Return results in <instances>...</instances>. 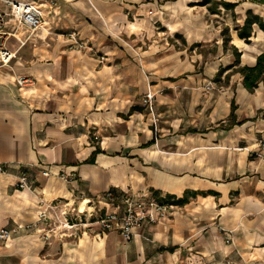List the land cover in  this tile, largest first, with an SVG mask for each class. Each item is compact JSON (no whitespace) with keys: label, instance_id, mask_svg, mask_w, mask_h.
I'll return each instance as SVG.
<instances>
[{"label":"crops","instance_id":"obj_1","mask_svg":"<svg viewBox=\"0 0 264 264\" xmlns=\"http://www.w3.org/2000/svg\"><path fill=\"white\" fill-rule=\"evenodd\" d=\"M56 1L0 61V229H13L0 264H264V80L250 89L240 70L264 52V30L239 35L264 2ZM108 190L177 212L131 240L61 227L112 211Z\"/></svg>","mask_w":264,"mask_h":264},{"label":"built area","instance_id":"obj_2","mask_svg":"<svg viewBox=\"0 0 264 264\" xmlns=\"http://www.w3.org/2000/svg\"><path fill=\"white\" fill-rule=\"evenodd\" d=\"M173 1V0H171ZM56 0H0V61L1 65H11V61L16 56V51L12 50L8 41L15 37L21 45L26 44L43 29L47 22L44 16V7H55ZM26 30V35L22 34V30ZM76 41L75 44L85 45L83 41L77 39L76 32L71 34ZM20 84L30 82L29 77H19ZM154 94L149 91L145 96V103L149 104L153 111ZM264 145V141H262ZM44 175H49V169L43 170ZM18 187L32 189L33 184L26 177L17 183ZM103 199L111 202L114 209L112 211L97 212L94 207L93 211L81 217L75 215L78 220L71 221L66 217V227L73 228L75 225L98 224L102 229L118 230L125 240H131L139 235L138 229L145 224L150 226L156 225L158 222L171 218L177 212V205L174 200H166L160 196L151 193H133L131 191L113 190L106 191ZM53 207V204L49 208ZM101 211V210H100ZM68 214L67 212H63ZM40 220L46 222L49 219L47 210L40 212ZM84 216V217H83ZM88 216V217H87ZM51 230V229H50ZM13 234L11 228L0 229V240H8ZM227 264L230 261L227 260Z\"/></svg>","mask_w":264,"mask_h":264},{"label":"trees","instance_id":"obj_3","mask_svg":"<svg viewBox=\"0 0 264 264\" xmlns=\"http://www.w3.org/2000/svg\"><path fill=\"white\" fill-rule=\"evenodd\" d=\"M208 2L209 0H205ZM264 2V0H259ZM225 6L232 7L234 3L225 2ZM216 5L213 8L214 12H217ZM258 23L261 29L264 30V19L261 18L257 14H253L249 12L246 20L239 25V35L240 37L244 38L247 42H251V36L253 35V24ZM241 72L244 74V82L245 85L250 88L254 89L256 86L259 85L261 81L264 80V52H262L258 58L257 62L253 66H241Z\"/></svg>","mask_w":264,"mask_h":264},{"label":"rangeland","instance_id":"obj_4","mask_svg":"<svg viewBox=\"0 0 264 264\" xmlns=\"http://www.w3.org/2000/svg\"><path fill=\"white\" fill-rule=\"evenodd\" d=\"M62 226L61 227H65V229H68L67 227H66V224H61ZM63 230V229H62Z\"/></svg>","mask_w":264,"mask_h":264},{"label":"bare ground","instance_id":"obj_5","mask_svg":"<svg viewBox=\"0 0 264 264\" xmlns=\"http://www.w3.org/2000/svg\"><path fill=\"white\" fill-rule=\"evenodd\" d=\"M82 208V207H81Z\"/></svg>","mask_w":264,"mask_h":264}]
</instances>
